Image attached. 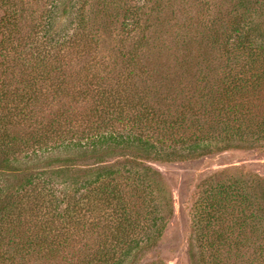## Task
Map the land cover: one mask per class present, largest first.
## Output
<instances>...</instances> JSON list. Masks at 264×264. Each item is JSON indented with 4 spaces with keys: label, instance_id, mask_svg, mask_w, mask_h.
<instances>
[{
    "label": "trees",
    "instance_id": "1",
    "mask_svg": "<svg viewBox=\"0 0 264 264\" xmlns=\"http://www.w3.org/2000/svg\"><path fill=\"white\" fill-rule=\"evenodd\" d=\"M259 146L264 0H0V264L139 262L175 211L156 162ZM191 237L264 264V176L205 178Z\"/></svg>",
    "mask_w": 264,
    "mask_h": 264
},
{
    "label": "rangeland",
    "instance_id": "2",
    "mask_svg": "<svg viewBox=\"0 0 264 264\" xmlns=\"http://www.w3.org/2000/svg\"><path fill=\"white\" fill-rule=\"evenodd\" d=\"M154 165L173 192L175 211L156 250L133 264H152L158 259L167 264H193L191 218L200 184L226 168H239L264 176V146L233 148L197 159L156 162Z\"/></svg>",
    "mask_w": 264,
    "mask_h": 264
}]
</instances>
